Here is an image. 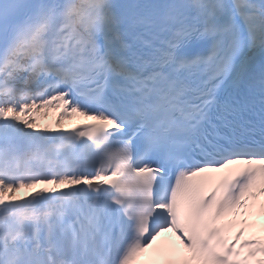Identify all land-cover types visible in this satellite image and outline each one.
<instances>
[{
  "label": "snow or ice",
  "instance_id": "6c2138e0",
  "mask_svg": "<svg viewBox=\"0 0 264 264\" xmlns=\"http://www.w3.org/2000/svg\"><path fill=\"white\" fill-rule=\"evenodd\" d=\"M0 264H264V0H0Z\"/></svg>",
  "mask_w": 264,
  "mask_h": 264
}]
</instances>
